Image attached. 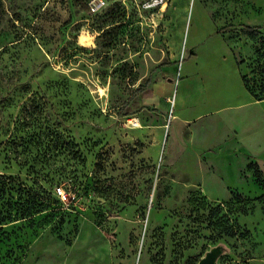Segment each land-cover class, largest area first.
<instances>
[{
    "label": "rangeland",
    "instance_id": "1",
    "mask_svg": "<svg viewBox=\"0 0 264 264\" xmlns=\"http://www.w3.org/2000/svg\"><path fill=\"white\" fill-rule=\"evenodd\" d=\"M167 1L0 0V264H196L214 247L215 264H264V151L215 132L258 116L264 137V116L199 98L200 78L209 98L248 62L241 24L264 33V0Z\"/></svg>",
    "mask_w": 264,
    "mask_h": 264
},
{
    "label": "crops",
    "instance_id": "2",
    "mask_svg": "<svg viewBox=\"0 0 264 264\" xmlns=\"http://www.w3.org/2000/svg\"><path fill=\"white\" fill-rule=\"evenodd\" d=\"M167 2L168 1H166V3ZM166 3L164 5H166ZM234 63L236 64V61ZM200 81L202 82V85H203L202 89L205 91L202 78H200ZM223 84H224V88L219 86L218 89L213 90L212 96L211 97L209 96V98H207L206 96L203 95V90H202V96H200L199 98H204V99L202 100V102L200 104V109H203V110L211 109L214 111H217V110L219 111V110L225 109L227 106L233 107V106H247L248 105V106H251L250 111H252V112L258 111L259 115L263 114L260 116H264V113H263L264 112V109H263L264 100L254 99V97L244 88V86L241 82V79H240L239 71L236 72V68H235L234 76L231 78L225 77L223 80ZM230 85H232L231 87L236 85L237 89H239L240 92H242L245 97L243 98L242 95L239 96L238 92H236V90H232L230 88ZM200 95H201V93H200ZM182 116H181V118H182ZM257 117L258 116H256L255 120H248L247 119L248 121L241 123L237 127L238 132H239L238 135L236 136L237 138L231 137V135L229 134V132H230L229 125L227 123H223L221 121H217V124H216L217 129L216 130H218V131H215V132H219L221 129V126H225V129H224L225 133L223 135V141L224 142L231 139L232 141L235 142L234 145L239 144L241 146V144H244L242 147H245L246 145H248V147H246V148H249L250 145H252L254 147V151L262 152V151H264V147H263L264 146V141H263L264 137H259L260 136L259 132L261 131V128H260V124L258 122H256ZM224 122H228V120L224 121ZM230 122H231V120H230ZM220 123H221V125H220ZM248 132L254 134V136H255L253 143H249L247 141V139L244 138V136H245L244 134H247ZM208 141H209L208 143H210V138ZM223 141H220V143L218 145H214L213 143H210V144H212V146H214V147H216V146L219 147V146H222L221 144L224 143ZM201 145H204V144H201ZM250 150H253V149L251 148Z\"/></svg>",
    "mask_w": 264,
    "mask_h": 264
},
{
    "label": "trees",
    "instance_id": "3",
    "mask_svg": "<svg viewBox=\"0 0 264 264\" xmlns=\"http://www.w3.org/2000/svg\"><path fill=\"white\" fill-rule=\"evenodd\" d=\"M262 26L260 25H250V24H241V31L247 33L249 38L252 40V54L250 58H248V62L245 64V60L243 58L236 59V65L239 71L241 82L244 88L254 97V99L260 100L264 99V33L261 31ZM221 31V28L218 29V32ZM242 64H245V70L242 68ZM249 164V166L253 165ZM254 167V175L255 177L264 185V177L261 175L258 167ZM70 190L76 193V189L74 187L69 188ZM53 197L57 200L58 204L62 202L59 200L57 195L55 194L54 189L52 190ZM235 200L238 205V209L240 212H245L248 207L249 200L242 197L240 193H234L231 198ZM219 206V205H217ZM217 207H210L209 214H214L217 211ZM224 233L235 236L245 233H248V230L242 229L238 224L232 222L229 225L223 226ZM232 264V263H230ZM233 264H248L247 262L243 263H233Z\"/></svg>",
    "mask_w": 264,
    "mask_h": 264
},
{
    "label": "built area",
    "instance_id": "4",
    "mask_svg": "<svg viewBox=\"0 0 264 264\" xmlns=\"http://www.w3.org/2000/svg\"><path fill=\"white\" fill-rule=\"evenodd\" d=\"M167 0H143V8L153 10V8L160 7L166 3ZM107 0H88V6L92 11H99L105 7ZM55 194L62 203H65L67 197V190L62 184H57L54 188ZM69 192V190H68Z\"/></svg>",
    "mask_w": 264,
    "mask_h": 264
},
{
    "label": "water",
    "instance_id": "5",
    "mask_svg": "<svg viewBox=\"0 0 264 264\" xmlns=\"http://www.w3.org/2000/svg\"><path fill=\"white\" fill-rule=\"evenodd\" d=\"M218 255V249L216 247L208 250L196 264H215L216 257Z\"/></svg>",
    "mask_w": 264,
    "mask_h": 264
}]
</instances>
